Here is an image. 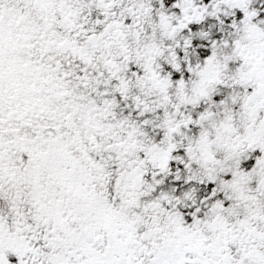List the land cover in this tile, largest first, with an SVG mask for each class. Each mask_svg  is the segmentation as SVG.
<instances>
[{"label": "snow or ice", "instance_id": "1", "mask_svg": "<svg viewBox=\"0 0 264 264\" xmlns=\"http://www.w3.org/2000/svg\"><path fill=\"white\" fill-rule=\"evenodd\" d=\"M0 264H264V0H0Z\"/></svg>", "mask_w": 264, "mask_h": 264}]
</instances>
